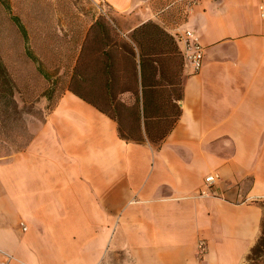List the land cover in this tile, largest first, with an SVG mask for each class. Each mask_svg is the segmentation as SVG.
I'll use <instances>...</instances> for the list:
<instances>
[{
  "label": "crops",
  "instance_id": "obj_1",
  "mask_svg": "<svg viewBox=\"0 0 264 264\" xmlns=\"http://www.w3.org/2000/svg\"><path fill=\"white\" fill-rule=\"evenodd\" d=\"M97 1L71 54L61 52L75 68L92 33V99L64 76L45 94L54 103L31 113L25 147L0 157V264H260L248 257L264 217V0H185L182 11ZM148 21L181 51L186 29L204 48L196 72L172 53L181 112L159 144L123 138L98 105L132 103L135 84L142 95L122 43L135 45L131 33Z\"/></svg>",
  "mask_w": 264,
  "mask_h": 264
},
{
  "label": "rangeland",
  "instance_id": "obj_2",
  "mask_svg": "<svg viewBox=\"0 0 264 264\" xmlns=\"http://www.w3.org/2000/svg\"><path fill=\"white\" fill-rule=\"evenodd\" d=\"M184 1L162 0V4H171L169 10L176 5L174 10L178 6L182 11ZM100 4L97 0H0V157L25 147L31 113L40 115V104L54 103L57 97L46 101L45 94L51 88L59 90L64 76L69 79L74 73L92 99V33L75 68L65 70L61 52L71 54L72 42L80 38L79 28L89 26ZM15 16L25 27L24 33L15 25ZM251 256L250 262L264 264V246Z\"/></svg>",
  "mask_w": 264,
  "mask_h": 264
},
{
  "label": "trees",
  "instance_id": "obj_3",
  "mask_svg": "<svg viewBox=\"0 0 264 264\" xmlns=\"http://www.w3.org/2000/svg\"><path fill=\"white\" fill-rule=\"evenodd\" d=\"M13 21L24 33L25 27L19 17L15 16ZM100 23L103 26L110 25L108 21H100ZM130 38L135 45L130 42L122 43V48H126L131 78L138 81L141 77L142 95L139 94V88L135 84L132 89L136 95L132 98V103L112 96L98 100V105L118 120L119 132L123 138L135 141H143L147 138L159 144L172 129L181 112L179 105V100L182 98L181 80L176 70L173 73L168 68V63L172 59L173 52L180 54L179 62L183 60L184 55L175 44L174 38L153 21L136 27ZM115 40L117 42L114 43L118 47L121 46L120 41ZM135 47L139 49L138 56ZM157 75H159L158 79ZM167 77L170 81L168 84L165 82ZM52 104L51 102L50 106ZM18 110L19 106L15 101L14 112ZM257 202L264 208V199ZM261 246H264V217L262 234L248 257L249 261L253 259L251 255L257 253Z\"/></svg>",
  "mask_w": 264,
  "mask_h": 264
},
{
  "label": "built area",
  "instance_id": "obj_4",
  "mask_svg": "<svg viewBox=\"0 0 264 264\" xmlns=\"http://www.w3.org/2000/svg\"><path fill=\"white\" fill-rule=\"evenodd\" d=\"M194 2L195 0H189L187 2V7L190 8ZM179 41L182 42V53L184 55L185 63L190 66L193 71H199L204 61V48L197 36L192 30L186 29L183 33L179 34ZM217 177V174H210L206 177V181L210 185ZM202 194L207 195L209 192L208 190H204ZM198 248L199 253L203 254L206 251V241L200 240Z\"/></svg>",
  "mask_w": 264,
  "mask_h": 264
}]
</instances>
